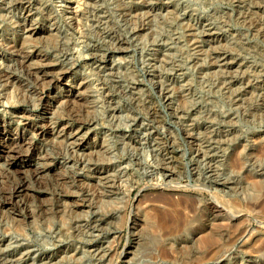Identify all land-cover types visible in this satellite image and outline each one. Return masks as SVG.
<instances>
[{
    "label": "rangeland",
    "instance_id": "1",
    "mask_svg": "<svg viewBox=\"0 0 264 264\" xmlns=\"http://www.w3.org/2000/svg\"><path fill=\"white\" fill-rule=\"evenodd\" d=\"M68 2L0 0V63L13 78L8 85L0 82V103L7 102L2 113L6 134L11 137L22 114L35 121L52 119L55 134L39 145L52 161L51 174L76 171L91 184V172L101 169L116 189L100 206L93 199L97 205L89 216L106 217L102 231L91 237L84 229L73 231L76 216L86 210L82 206L63 216L40 210L33 220L25 206L7 207V212L5 198L30 173L19 161L9 169L0 161V264H42L50 256L48 264H264V214L240 207L253 193L257 172L264 174V0H86L80 20L70 14ZM23 7L30 9L27 21ZM29 25L41 29L38 37L29 35ZM18 49L52 62L46 80L62 71L66 77L41 95L17 62ZM107 52L111 63L102 67ZM46 80L38 82L45 86ZM80 83L84 94L73 105L67 100ZM44 96L49 104L41 110ZM69 107L90 126L83 130L87 145L82 150L74 151L67 139L78 122L59 120L67 119ZM206 136L222 143L215 153L226 149L230 161L241 153L250 163L206 179L205 166L197 162ZM79 159L84 160L80 166ZM49 197L40 194L36 209ZM164 197L190 202L182 210L186 220L168 232L155 214L168 210ZM212 202L221 210L216 216L207 209ZM212 232L223 246L215 256L204 257L200 239ZM91 240L108 250L104 261L89 255Z\"/></svg>",
    "mask_w": 264,
    "mask_h": 264
},
{
    "label": "bare ground",
    "instance_id": "2",
    "mask_svg": "<svg viewBox=\"0 0 264 264\" xmlns=\"http://www.w3.org/2000/svg\"><path fill=\"white\" fill-rule=\"evenodd\" d=\"M71 1V0H70ZM69 1V2H70ZM73 1V0H72ZM86 0H75V2H70V5H73L71 7H69L70 10V14L73 16L74 19L80 20L81 16H82V11H83V5L84 2ZM247 0H239V3L243 4L244 2H246ZM252 1V0H251ZM20 2V1H19ZM68 2V0H67ZM68 2V3H69ZM91 3V2H90ZM16 4V3H15ZM69 5V4H68ZM113 6V5H112ZM118 7V5H117ZM121 7V6H120ZM119 8V7H118ZM68 10V9H67ZM68 10V11H69ZM23 11V16L25 18V20L27 21L29 19V12L30 9L29 7H23L22 8ZM66 11V10H65ZM87 11V10H86ZM89 12V11H88ZM93 12V11H92ZM134 15V14H133ZM64 17V16H63ZM72 18V17H71ZM9 19V18H8ZM116 19V18H115ZM118 19V18H117ZM76 20V21H77ZM126 20V19H125ZM71 21V20H70ZM112 21V19H111ZM127 21V20H126ZM126 25V24H125ZM74 26V25H73ZM25 28V26H24ZM103 28V27H102ZM111 28V27H110ZM27 32L29 33L30 36H36L40 34L41 29H37L36 27H32L31 25H29V27H26ZM133 32V31H132ZM54 33V32H53ZM73 34V33H72ZM46 36V35H44ZM38 37V36H36ZM35 37V38H36ZM40 37V36H39ZM49 37V36H48ZM33 38V37H31ZM54 39V38H53ZM20 42V41H19ZM51 42V41H50ZM60 43V42H59ZM54 44V43H53ZM55 47V46H54ZM118 47V46H117ZM19 48V47H17ZM16 48V49H17ZM14 50V49H13ZM33 50V49H32ZM15 51V50H14ZM121 51V50H120ZM16 52V51H15ZM19 55V60L17 61L19 64H22L24 67H26V72L27 75L29 77H33V82L40 86V94L43 95L45 93H47V90L49 87H51L52 85H56L58 83H60L65 77H66V72L62 71V72H58L53 73L55 74V76L52 74L51 78H49V81L46 80L48 78V76H50L51 71L53 70V67L50 63H48L45 59L37 55H35V53H32L30 51H24L22 49H18L17 52ZM16 53V54H17ZM104 57H102V61L100 60V64L99 65H103L102 67H105V65H109L108 63H111V55L109 54V52H107V54L103 55ZM35 57V59L37 57H39L36 60H33V58ZM15 58V57H14ZM46 58V57H45ZM83 59V58H82ZM92 59H96V57H92ZM99 61V60H98ZM2 62V61H1ZM227 62V61H226ZM18 64V65H19ZM112 65V64H111ZM9 67H5L3 65V63H0V82L4 85H8L12 78V73L8 70ZM13 68V67H11ZM109 68V67H108ZM107 73V72H106ZM110 74V73H109ZM31 77V78H32ZM117 79V78H116ZM39 81H44L46 80L47 83L45 86L40 85ZM40 82V83H41ZM43 84V82H42ZM45 84V83H44ZM83 84H78L75 88L74 91H72V93L70 94V96H72L73 99L71 100H67V102H70L74 105L77 104L79 101V97H81V95L84 94V89L81 90L83 88ZM39 88V87H38ZM5 90V89H4ZM15 90V89H14ZM16 93V92H15ZM75 93V94H74ZM18 96V95H17ZM52 96V95H51ZM43 99H41V110L45 109L46 106L49 104L47 99L45 96L42 97ZM37 99V98H36ZM40 99V98H39ZM65 99V98H64ZM13 100V99H12ZM81 100V99H80ZM84 100V99H83ZM20 101V100H19ZM110 101V100H109ZM21 102V101H20ZM60 102V101H59ZM65 104V103H64ZM71 104V105H72ZM34 105V104H33ZM62 105V103H61ZM72 105V106H73ZM7 106V102H1L0 103V135L5 133V138L0 139V161L4 160V162H2L4 165V167L6 168H11V166L16 163L17 161L23 163V167L27 170V172L30 173V175L28 176V179L26 178H19L21 179L19 181V183L17 182V180H14V182L16 181L18 184L15 185V187H13L10 195L8 197L5 198L2 207L8 209L7 207H10L9 209H11V207H24L26 208V214L27 217L29 219H34V217H36L37 213L41 210L43 215H49L53 212H55V214L59 213L60 215L63 216V214L68 213V212H75L74 207L76 206H82V208L86 209L84 211V213L78 217L79 220H75L74 221V228L73 231H77V230H81L83 231L86 230V232L88 231V235H90L91 237H96L93 232L97 231L100 232L102 231V228L100 227L101 225V218L106 217L105 214H96L94 217L89 216V210H92V208H94L93 206H96L99 203L103 204V198H107L106 194H110L108 192H112V189L114 190V188L116 189V187H114L115 185H111L109 183L110 179L109 176H107V172L101 170V169H97L91 172L90 177H89V181H91V184H87L85 182H83V180L80 178V174L75 173L74 171H70V170H61L57 173L54 172V174H51V167L53 166L52 161L50 160V158L46 157L44 153V151L41 149V146H39L44 140H46L45 137H47V135H54L55 133H53V130L55 129L56 126H54L56 124V122H53L52 119H47L46 117H41L40 119L36 120L26 116L25 114L21 115L20 117H18L17 120V126L15 127V129L11 132V137L9 138L8 135L10 134H6L8 133V131H6V125H8L7 120L4 119V117L2 116L4 114H6L5 112V107ZM71 106V107H72ZM108 106V105H107ZM71 107H69L70 111L67 114V119H63V116L58 115L59 120H71V121H75L78 122L77 126L70 132L67 133L68 135V140L70 141V145L74 148V151H78V150H82L84 148H86V137H87V133L83 132L84 128L86 126H89L88 123H81L78 118L74 115L76 113L71 111ZM60 111V110H59ZM58 111V112H59ZM74 111V110H73ZM88 111V110H87ZM90 112V111H89ZM61 113V112H60ZM74 113V114H73ZM56 114V113H55ZM59 114V113H58ZM87 115V114H86ZM8 116V115H7ZM97 116V115H96ZM153 116V115H152ZM58 117H54V119L58 120ZM93 117V116H92ZM132 117V116H131ZM10 118V116L8 117ZM80 119V118H79ZM65 122V121H63ZM85 122V121H83ZM111 122V121H110ZM117 122V121H116ZM61 123V122H60ZM67 125V124H66ZM86 125V126H85ZM117 125V124H116ZM138 126V125H137ZM90 127V126H89ZM61 132L67 131L65 128H61L60 130ZM59 132V133H61ZM107 134V133H106ZM7 135V136H6ZM59 136V135H58ZM56 137V136H55ZM90 138V137H89ZM187 138L188 139H192L190 134H187ZM205 138V137H204ZM217 138V136H206L205 139L206 140V145L204 152H202V157L197 160V162L202 161L201 164L203 166H205L204 170H206L205 174L206 179L210 178L208 180H211L213 178V180L217 177L221 176V173H225L230 172V170H238L243 168V166L246 164V162L250 161L247 158H243L241 153H239V155H237V158H234L233 160L230 161V158L227 157L228 153L226 151V149L223 150V153L221 152L219 153H215V151L219 150L220 144H222L220 142V140H215ZM63 139V138H62ZM195 139V138H194ZM55 141V140H53ZM51 142V141H50ZM57 142V141H56ZM189 142V141H188ZM194 142V141H191ZM190 142V143H191ZM49 143V142H48ZM201 143V142H200ZM193 144V143H192ZM195 144V143H194ZM253 144V143H252ZM196 145V144H195ZM194 145V146H195ZM198 145V144H197ZM204 145V144H203ZM58 146V145H57ZM55 146V147H57ZM66 146V145H65ZM68 146V145H67ZM66 146V147H67ZM70 146V147H71ZM101 146V144H100ZM193 146V147H194ZM60 147V145H59ZM224 147V146H223ZM192 148V147H191ZM199 148V146H198ZM197 148V151L199 152ZM225 148V147H224ZM195 148H193L194 150ZM246 148L243 147V150H245ZM71 150V149H70ZM253 150V149H252ZM196 151V149H195ZM258 151V150H257ZM263 151V150H261ZM260 153V152H257ZM256 153V154H257ZM57 154V153H56ZM90 154V153H89ZM250 155V154H249ZM194 156V154H193ZM34 158L37 162H39V165H31L30 162L24 161V159L26 158ZM92 157V155H91ZM95 157V156H94ZM199 157V155H198ZM230 157V156H229ZM264 157V156H263ZM261 157V158H263ZM7 158V159H6ZM196 158V157H195ZM257 158V157H256ZM6 159V160H5ZM8 159H12L11 161H9ZM77 159V157H76ZM90 159V158H89ZM95 159V158H94ZM98 159V158H97ZM30 160V159H29ZM51 161V162H50ZM96 161V160H95ZM253 161V160H251ZM104 162V161H103ZM56 163V161H55ZM77 163L79 164V166L81 164L84 163V160L79 159L77 161ZM109 163V162H108ZM20 164V163H19ZM196 164V163H195ZM254 163L251 162V166H253ZM3 167V168H4ZM90 167V166H89ZM196 167V166H195ZM5 168V169H6ZM197 168V167H196ZM246 168V167H245ZM9 171V170H8ZM13 171V170H12ZM16 171V170H15ZM256 171V170H255ZM3 172V171H2ZM5 172V171H4ZM19 172V171H18ZM226 172V173H227ZM1 173V172H0ZM6 173V172H5ZM4 173V175H5ZM10 173V172H9ZM14 173V172H13ZM169 173V172H168ZM241 173V171H240ZM2 174V173H1ZM8 174V173H6ZM12 174V173H11ZM10 174V175H11ZM9 175V176H10ZM25 176V175H24ZM166 176V175H165ZM195 176V175H194ZM243 176V175H242ZM264 176L263 172H257V178L256 181H253L252 184V189H253V193L251 194V196L249 197L248 201H246L245 204H243L242 207L243 209H245L248 212H262L264 214V179L262 178ZM12 177V175H11ZM86 178V176H83ZM170 176H166V178H169ZM1 178V176H0ZM7 178V177H6ZM17 178V177H16ZM5 179V178H4ZM10 179V177H9ZM202 179V178H201ZM253 179V178H252ZM197 180V178H196ZM218 182L216 184V186H220V179H216ZM169 181V180H168ZM223 181V180H222ZM15 182V183H16ZM34 182V184H32ZM35 182L36 184H40L42 187V190H40V186L37 188L35 186ZM214 182V181H213ZM215 182V183H216ZM225 182V181H224ZM227 182V181H226ZM3 183V182H2ZM159 183V182H158ZM14 184V183H12ZM122 184V183H121ZM230 185V184H229ZM247 185V184H246ZM232 186V185H231ZM10 187V186H9ZM126 187V186H125ZM111 189V190H105V189ZM128 188V187H127ZM3 189V188H2ZM5 189V187H4ZM3 189V190H4ZM10 189V188H9ZM8 189V190H9ZM119 189V187H118ZM2 190V191H3ZM7 190V189H5ZM219 190V188H218ZM245 190V189H244ZM1 191V192H2ZM10 191V190H9ZM119 191V190H118ZM121 191V190H120ZM214 191V190H213ZM221 191V190H220ZM114 192V191H113ZM236 193V191H233ZM123 193V191H122ZM126 193V192H125ZM3 194V193H2ZM42 194H47L49 197L48 201H43L41 204V206L39 207V209L37 210L35 207L36 204V200H39V195ZM227 194V193H226ZM231 194V193H230ZM213 195V194H212ZM218 194H214L213 198L215 203H220L219 201V197L217 196ZM236 195V194H235ZM4 196V194H3ZM7 196V195H6ZM24 197L25 201H21L19 200V198ZM165 196V195H164ZM169 196V195H168ZM167 196V197H168ZM2 197V196H1ZM42 197V196H41ZM44 197V196H43ZM4 198V197H3ZM2 198V199H3ZM97 199V204L94 205L93 199ZM160 198V197H159ZM159 198L157 199V201H159ZM165 201H167V206L169 207L168 210H166V212H157L156 214V219L159 220V227H161L162 229L166 230V232L168 231H173V229L179 228L180 221L181 220H186L183 216H182V210L189 207L188 204H190V202L187 201H183L178 202L179 203H173V201L169 200L168 198L164 197ZM161 199V198H160ZM173 199V198H172ZM45 200V199H44ZM156 200V199H155ZM163 200V198L161 199V201ZM42 201V200H40ZM39 201V203H40ZM162 203V202H159ZM194 203V202H193ZM192 203V205H193ZM214 202L207 204V209L208 211L211 212L212 215L216 216V214L221 211L218 209L217 205ZM226 203V202H225ZM109 204V203H108ZM105 205V204H104ZM224 206V205H223ZM229 206V205H227ZM225 208V207H224ZM231 208V207H230ZM8 209L7 212H9L10 210ZM13 210V209H12ZM190 210V209H189ZM231 210V209H230ZM244 210V211H245ZM77 211V210H76ZM94 211V210H93ZM107 211V210H106ZM155 211V210H154ZM160 211V210H159ZM1 212V211H0ZM39 212V213H41ZM83 212V211H82ZM92 212V211H91ZM102 212V211H101ZM225 212V211H224ZM5 213V212H4ZM71 213V214H72ZM190 213V212H189ZM193 213V212H192ZM231 213V212H230ZM9 214V213H8ZM41 214V215H42ZM70 214V213H69ZM151 214V213H150ZM36 215V216H35ZM58 215V214H57ZM74 215V214H72ZM77 215V212H76ZM164 215V216H163ZM4 216V215H3ZM170 216V217H169ZM262 216V215H261ZM256 217V216H255ZM152 218V217H151ZM261 218V217H260ZM154 219V217H153ZM258 219V218H257ZM24 220V219H23ZM31 220V221H32ZM167 220H176V221H167ZM178 220V221H177ZM50 222V221H49ZM152 222V221H151ZM155 222V221H154ZM182 223V222H181ZM17 224V223H16ZM19 224V223H18ZM158 226V224H157ZM14 227V226H13ZM20 227V226H19ZM116 227V226H115ZM117 229V228H116ZM161 229V230H162ZM90 230V231H89ZM233 230V229H232ZM155 231V230H154ZM66 232V231H65ZM84 232V231H83ZM232 232V231H231ZM55 233V232H54ZM75 233V232H74ZM233 233V232H232ZM243 234V233H241ZM67 236V235H66ZM86 236V235H85ZM78 238V237H77ZM81 239V238H80ZM224 239V238H223ZM70 240V239H69ZM201 243H200V247H203V252L204 253V257L206 256H215L222 248V244L219 243L218 241V237L216 233H208V234H204V236L202 237V239H200ZM94 240H91V243L89 244V248L88 249V253L89 255L95 259L96 262H101L104 261L107 256H108V250H105L101 245H99V247H96L95 244L93 243ZM98 245V244H97ZM264 247V246H263ZM262 248V247H261ZM260 248V249H261ZM162 251V250H161ZM165 251V250H163ZM169 251V250H167ZM62 253L64 251H61ZM131 253V252H130ZM162 253V252H161ZM200 253V252H199ZM262 253V252H261ZM128 254V253H127ZM164 254H167L166 251ZM170 254V253H169ZM180 254V252H179ZM72 255V254H70ZM181 255V254H180ZM202 255V254H201ZM19 256V255H18ZM68 256V254L66 255ZM165 256V255H164ZM202 256V257H203ZM220 256V255H218ZM71 257V256H70ZM161 258V257H160ZM164 258V257H163ZM52 256L47 257L45 262H43L42 264H48L50 263L49 261H51ZM245 259V258H244ZM65 260V259H64ZM164 260V259H163ZM170 261V259H168ZM204 260V259H203ZM43 261V260H42ZM78 261V260H76ZM108 261V260H107ZM15 262V261H14ZM188 263V262H187ZM198 263V262H197ZM15 264V263H14ZM196 264V263H195Z\"/></svg>",
    "mask_w": 264,
    "mask_h": 264
}]
</instances>
